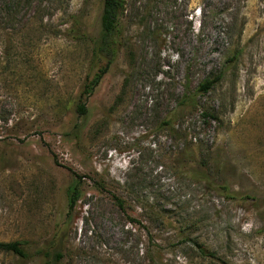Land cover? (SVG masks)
<instances>
[{
  "label": "rangeland",
  "instance_id": "rangeland-1",
  "mask_svg": "<svg viewBox=\"0 0 264 264\" xmlns=\"http://www.w3.org/2000/svg\"><path fill=\"white\" fill-rule=\"evenodd\" d=\"M101 5L0 0V242L53 240L55 264H264V0H129L79 117L90 46L71 37L96 36Z\"/></svg>",
  "mask_w": 264,
  "mask_h": 264
},
{
  "label": "trees",
  "instance_id": "trees-1",
  "mask_svg": "<svg viewBox=\"0 0 264 264\" xmlns=\"http://www.w3.org/2000/svg\"><path fill=\"white\" fill-rule=\"evenodd\" d=\"M128 1L129 0H102L101 11L98 19V32L95 37L89 38L88 36L82 34L79 30L72 32L73 36L71 38L73 41H87L90 46L88 66L92 74L84 81L78 103L74 108L79 117H85L87 115V99L94 93L103 76L118 58L120 51L126 46L124 40L123 18ZM76 25H78L77 22ZM219 78L220 77L218 76L214 79L205 80L203 83L198 85L196 92L206 93L212 89ZM195 99V94L189 95L187 93H183L178 106L175 111H173V115L175 116V114L179 113V111L194 108ZM203 116H205V114H203ZM171 123V119L167 118L162 122V125L170 126ZM81 133L82 129L80 125H76L73 129V133L71 134V138L76 142H80ZM214 161L216 162V160ZM192 172L193 174L191 175V178L194 180H198L203 183H209V181H211L206 172L198 170ZM77 179L80 180L81 178L77 177ZM219 188L226 194V198H233L232 194L229 195L227 193L228 188L226 186H221ZM80 194L81 190L78 182L70 186L67 190L66 222L71 219L74 207L76 202L79 200ZM119 207H122V204H119ZM59 233H61V231H56V237L59 236ZM58 238L59 239L56 240V242L58 241V243H61L62 236H59ZM53 242L54 241L52 240L51 244L44 245L43 247L34 249L33 251L30 250L29 244L26 241L0 242V252L13 255L21 260H29L36 256L42 261V264H55L62 260L63 253L61 249L53 247ZM200 252L203 253V250H200Z\"/></svg>",
  "mask_w": 264,
  "mask_h": 264
}]
</instances>
